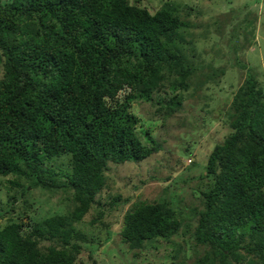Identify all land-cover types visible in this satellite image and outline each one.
Listing matches in <instances>:
<instances>
[{"label":"trees","instance_id":"obj_1","mask_svg":"<svg viewBox=\"0 0 264 264\" xmlns=\"http://www.w3.org/2000/svg\"><path fill=\"white\" fill-rule=\"evenodd\" d=\"M178 12L164 3L151 14L131 0H0V176L69 195L64 211L38 221L28 201L24 215L0 229V264H76L90 242L78 224L100 205L108 164L140 163L161 150L152 137L156 121L145 125L134 107L159 105L165 122L196 77ZM202 78L199 89L213 80ZM257 80L248 68L227 112L207 111L209 125L201 122H220L225 131L202 162L199 206L131 205L120 236L134 259L163 241L171 264H264V88ZM176 157L178 164L185 158ZM61 158L69 168L55 173L47 164Z\"/></svg>","mask_w":264,"mask_h":264},{"label":"rangeland","instance_id":"obj_2","mask_svg":"<svg viewBox=\"0 0 264 264\" xmlns=\"http://www.w3.org/2000/svg\"><path fill=\"white\" fill-rule=\"evenodd\" d=\"M131 2L147 8L151 14L164 3H173L185 25L181 33L186 45L192 47L189 57L199 69L190 81L189 89L183 92L182 107L165 122L161 121L159 105L148 102L135 105L134 112L145 125L156 121L152 137L161 144V150L140 163L128 162L120 167L108 164L104 171L107 181L97 195L100 205L78 224L90 242L83 245L84 250L76 264H171V244L163 241L156 243V247L146 246L140 257L133 258L120 236L124 216L137 200L165 199L179 212H188L189 207L199 206L200 193L205 186L204 180L197 177L204 172L201 167L219 141L218 132L225 131L217 121L213 126L201 124L206 121V112H220V117L227 112L233 94L248 74V68L264 88V0ZM1 62L0 59V78ZM201 66L205 68L201 70ZM206 74L213 80L209 79L206 85L197 88L202 75ZM213 113L209 116L213 117ZM205 127L208 132L204 131ZM189 145L192 146L191 154L186 156L184 148ZM176 154L186 157L178 164ZM195 160L198 163L192 167ZM66 163L61 158L47 165L56 173L58 169L67 170ZM32 184V181L18 179L15 174L0 176V229L9 221L19 220L26 212L28 201L31 204L28 213L34 221L48 217L54 209H66L68 204H61V199L68 194L44 190L38 185L31 187ZM114 198L120 199L119 205L109 209ZM126 198L128 201L121 206ZM93 219L96 222L90 223ZM89 252L93 253V260ZM187 255L186 261H192L194 255L191 252Z\"/></svg>","mask_w":264,"mask_h":264}]
</instances>
